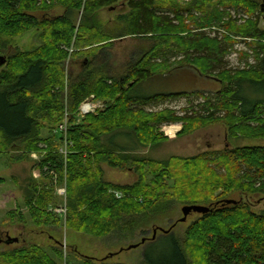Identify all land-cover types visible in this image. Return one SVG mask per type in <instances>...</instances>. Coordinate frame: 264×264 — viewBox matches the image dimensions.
<instances>
[{
    "label": "trees",
    "instance_id": "trees-1",
    "mask_svg": "<svg viewBox=\"0 0 264 264\" xmlns=\"http://www.w3.org/2000/svg\"><path fill=\"white\" fill-rule=\"evenodd\" d=\"M118 1L0 0V54L5 51L7 40L34 29L41 31V45L26 53L14 50L6 69L0 72V150L27 143L26 148L34 151L40 142H47L39 137L40 121L53 127L59 125L66 114L71 118L78 113L82 101L91 96L107 103L97 115L85 116L82 125L67 128L65 135L70 145L65 159L51 154L38 165L40 176L48 184L66 173L65 216L46 214L53 198L45 184L32 187L25 202L30 221L36 228L56 229L63 221L67 230L101 238L113 233L132 234L148 218L162 213L170 200L187 206L209 204L210 211L186 232L191 260L179 240L172 233L163 232L153 240L146 239L149 243L144 246L142 264H264V211L255 214L242 199L255 194L264 196V146L227 148L163 162L135 155L164 140L162 125L181 124L177 136H182L202 121L223 119L229 137L238 138L248 135L245 127H249V122L262 120L250 135L264 137V45L258 47L257 67L237 71L232 77L224 61L228 40L218 42L204 33H191L186 38L181 35L188 32L183 14L190 13V8L209 14L211 19L214 11L204 12L196 3L169 9L157 5V0H124L128 13L119 15L114 21L115 30L106 32L95 20L97 11ZM232 1L235 6L247 2ZM57 7L64 10L63 16L39 19L35 15ZM250 7L247 5L253 10ZM77 12L83 15V25L78 30L70 20L71 14ZM208 22L205 27L197 25V29L207 28ZM252 29L247 36L264 41V31L256 30V23ZM104 36L157 39H153L151 49L141 59L118 76L107 72L108 54L104 47L98 50L94 61L82 65L76 76L67 77L64 63L71 47L92 49L105 41L101 39ZM170 43L185 53L186 65L205 62L204 72L199 74L225 88L209 94L195 91L141 95L142 83L164 74L173 75L168 61L162 62L168 69L161 73L155 72L163 66L150 68L152 60L170 53ZM181 99L188 108L179 112L149 109ZM54 132L63 144V136ZM102 163L113 169H133L137 180L129 186L106 182ZM233 193L240 194L239 200L227 204V197ZM7 216L19 224L26 220L22 212L12 211ZM51 253L54 257L39 246L22 247L1 253L0 264H72L60 244L52 247ZM79 264L97 263L82 257Z\"/></svg>",
    "mask_w": 264,
    "mask_h": 264
},
{
    "label": "rangeland",
    "instance_id": "rangeland-1",
    "mask_svg": "<svg viewBox=\"0 0 264 264\" xmlns=\"http://www.w3.org/2000/svg\"><path fill=\"white\" fill-rule=\"evenodd\" d=\"M246 1L244 3L245 6L242 4L235 6L232 0H157V5L175 9L176 7L187 8L191 4L196 3L195 6L197 8L201 7V10L204 12L214 11L212 13L215 17L211 19L208 18L209 14L202 13L196 8H190V13L183 14V24L188 28V32L181 35L186 38V35L191 33H204L210 39L216 38L218 42L228 40L229 42H225L227 51L224 54V61L229 75L235 77L238 74L237 71H248L257 67L259 60V57H257L258 47L264 45V41L247 36V33L253 30L252 25L254 23H256V30L264 31V15L262 14L264 11V0ZM250 4L252 6L250 8H253V10L247 8V5ZM126 13H128V9L125 1L119 0L113 6L97 11L95 20L105 28L106 32H111L112 29L115 30L114 21L116 18ZM35 15L39 19L54 18L63 16L64 10L57 7L48 13L37 12ZM70 20L76 30L83 25V15L81 12L72 13ZM205 22H208L207 25L209 27L197 29L199 25L205 27ZM40 35L41 31L34 29L20 37L7 40L5 51L0 54V59L3 61L0 64V72L6 69L9 54L14 50L26 53L37 49L41 45ZM83 36L85 34L82 32L81 41L85 40ZM101 39H105V41L93 46L92 49L77 50L71 47L72 50H69V55L64 63V71L67 77L76 76L82 65L94 61L95 57L99 54L98 50L104 47L106 49L105 52L108 54V59L105 62L107 63V72L118 76L129 65L141 59L151 49L153 39L157 38L150 36L144 38L123 36L107 39L104 36ZM171 45L169 47L170 53L152 60L150 68L155 70V66H163L162 69L155 72L161 73L162 70H166L169 67L173 75L164 74L161 78L156 77L151 81L142 83L140 86L141 95L151 96L155 94L190 93L195 91L209 94L225 88L224 84H219L205 77V75L199 74L204 72L205 62L200 60L197 63H192V67L196 69L195 71L189 64L186 65L185 53L175 50L174 45ZM163 61H168V67L162 64ZM188 63L191 64V62ZM98 67L101 68V65H98ZM198 77L203 79V82H196V78ZM205 79L213 82L206 83ZM88 99L98 108L94 115L105 110L107 106L106 102L90 97L85 100ZM198 102L200 103L201 100ZM198 102H195V104ZM187 108L185 100L181 99L149 109L152 112H160L164 109H172L179 112ZM72 118L73 122L70 125L69 123ZM83 119L84 117L78 113H75L71 118L67 115L66 127L82 125ZM261 121L249 122V127H245V134L248 135L238 138L229 137L228 128L223 119L202 121L194 130L182 136H177L181 124L162 125L161 133L164 135V140L153 147L140 149L135 155L141 159L163 162L172 158H191L204 153L222 151L227 148L264 146V137L251 138L252 135H250L254 129H257L261 125ZM57 125L53 127V124L48 122H39V126H41V128L39 127V137L47 139V142H40L34 151L26 148L27 143H16L13 146L0 150V254L22 247L39 246L52 255L51 248L60 244L63 253L66 254L67 260L72 264H79V259L82 257L93 259L94 263L97 264H142L144 246L149 241L135 249H129V247L139 244L142 239L150 240L154 232L157 238L166 231L172 233L179 240L186 255L190 256V242L186 237V232L202 215L191 213L184 222H180L183 218L181 210L187 205L179 200H170L162 213L148 218L147 222L141 225L140 229L130 235L113 233L105 237L94 238L67 230L63 221H61L57 229L53 226L36 228L25 210V202L31 195L32 187H43L47 184V187L51 190L53 201L46 207L47 215L59 218L55 210L62 205L66 207V199L64 200L57 195V191L60 188H64L66 192V173H64L61 179L56 178L53 182L51 179L52 184H48L38 171V165L48 155L58 154L63 159L66 158L61 151L63 146L59 142V136L55 135L54 132L59 126ZM52 127L56 129L51 132ZM53 134L58 136V138L54 137ZM100 166L103 170V179L106 182L116 183L120 186H129L137 180V174L133 172V169L128 167L120 170L110 168L106 163H102ZM147 180L148 182L151 180L150 176ZM169 184H172V182H169ZM120 197L117 196V198ZM239 198V193H233L227 197V199L234 201L239 200ZM242 199H244L250 210L255 214L264 211V196L255 194L243 196ZM199 206L208 207L209 204H200ZM12 211L25 214L26 220L24 224H19L17 220H8L7 215ZM7 236L18 239V242L10 245L5 244ZM189 258L191 260V257Z\"/></svg>",
    "mask_w": 264,
    "mask_h": 264
},
{
    "label": "built area",
    "instance_id": "built-area-1",
    "mask_svg": "<svg viewBox=\"0 0 264 264\" xmlns=\"http://www.w3.org/2000/svg\"><path fill=\"white\" fill-rule=\"evenodd\" d=\"M93 99V97H90ZM98 108L95 104L92 103V101L85 100L83 104L78 109V114L82 117H85L87 115H94L97 112ZM67 115L64 117V121L58 126L56 132L63 136V144H62V153H64V156L67 155V147L70 145L67 140H66V131H67ZM57 195L60 198H63L64 200L66 199V192L64 188H60L57 191ZM56 214L63 218L66 214V207L62 205L60 208L55 210Z\"/></svg>",
    "mask_w": 264,
    "mask_h": 264
},
{
    "label": "water",
    "instance_id": "water-1",
    "mask_svg": "<svg viewBox=\"0 0 264 264\" xmlns=\"http://www.w3.org/2000/svg\"><path fill=\"white\" fill-rule=\"evenodd\" d=\"M3 61L0 59V64H2ZM227 204H234L235 202L232 200L226 201ZM210 211L209 208L204 207V206H199V205H191V206H184L181 210L183 218L180 220V222H184L187 218L188 215H190L191 213H197V214H207ZM166 232V231H165ZM156 238V233H153V236L151 237V240ZM18 239L16 238H11L9 236H7L6 238V242L5 244H13V243H17ZM146 242V239H142V241L140 242V244L137 245H133L131 247H129V249H135L141 245H143Z\"/></svg>",
    "mask_w": 264,
    "mask_h": 264
},
{
    "label": "crops",
    "instance_id": "crops-1",
    "mask_svg": "<svg viewBox=\"0 0 264 264\" xmlns=\"http://www.w3.org/2000/svg\"><path fill=\"white\" fill-rule=\"evenodd\" d=\"M206 83H210V82H213V81H210L209 79L207 80V79H205L204 80ZM196 82H203V79H201L200 77H198V78H196ZM114 184H116V183H114Z\"/></svg>",
    "mask_w": 264,
    "mask_h": 264
},
{
    "label": "bare ground",
    "instance_id": "bare-ground-1",
    "mask_svg": "<svg viewBox=\"0 0 264 264\" xmlns=\"http://www.w3.org/2000/svg\"><path fill=\"white\" fill-rule=\"evenodd\" d=\"M32 60V59H31ZM2 141V140H1ZM36 142V141H35Z\"/></svg>",
    "mask_w": 264,
    "mask_h": 264
}]
</instances>
